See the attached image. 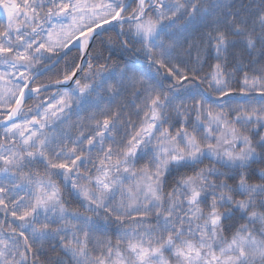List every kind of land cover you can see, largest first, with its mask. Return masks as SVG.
Masks as SVG:
<instances>
[{
	"label": "snow or ice",
	"instance_id": "1",
	"mask_svg": "<svg viewBox=\"0 0 264 264\" xmlns=\"http://www.w3.org/2000/svg\"><path fill=\"white\" fill-rule=\"evenodd\" d=\"M0 264H264V0H0Z\"/></svg>",
	"mask_w": 264,
	"mask_h": 264
},
{
	"label": "trees",
	"instance_id": "2",
	"mask_svg": "<svg viewBox=\"0 0 264 264\" xmlns=\"http://www.w3.org/2000/svg\"><path fill=\"white\" fill-rule=\"evenodd\" d=\"M75 53V49H73V54Z\"/></svg>",
	"mask_w": 264,
	"mask_h": 264
}]
</instances>
